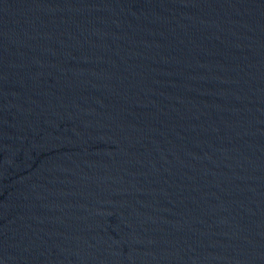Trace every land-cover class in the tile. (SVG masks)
Masks as SVG:
<instances>
[{
	"label": "water",
	"instance_id": "95a60500",
	"mask_svg": "<svg viewBox=\"0 0 264 264\" xmlns=\"http://www.w3.org/2000/svg\"><path fill=\"white\" fill-rule=\"evenodd\" d=\"M0 264H264V0H0Z\"/></svg>",
	"mask_w": 264,
	"mask_h": 264
}]
</instances>
